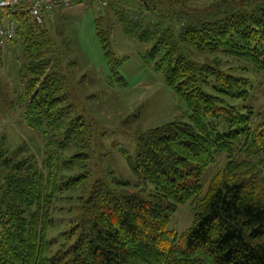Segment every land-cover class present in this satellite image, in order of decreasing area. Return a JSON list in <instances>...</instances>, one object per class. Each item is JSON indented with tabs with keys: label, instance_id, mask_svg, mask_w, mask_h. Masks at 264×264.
I'll use <instances>...</instances> for the list:
<instances>
[{
	"label": "trees",
	"instance_id": "1",
	"mask_svg": "<svg viewBox=\"0 0 264 264\" xmlns=\"http://www.w3.org/2000/svg\"><path fill=\"white\" fill-rule=\"evenodd\" d=\"M133 1L137 7L116 0L94 9L110 84L127 85L114 69L124 58L115 57L110 29L102 27L114 16L126 34L151 43L143 59L185 104L188 121L138 133L135 158L126 159L151 190L130 191L116 176L86 185L88 169L61 174L88 162L92 128L69 100L51 22L34 24L24 9L13 13L17 40L10 43H19L28 74L23 119L46 150L38 164L24 149L0 145V264H264V114L256 120L251 106L235 103L249 96V78L218 57L186 54L222 53L264 71V0H221L197 11L184 8L185 0ZM68 147L71 155L58 158ZM235 148L256 160L234 158ZM219 153L227 158L204 191L202 176ZM190 199L192 224L180 235L167 230L177 205ZM60 223L65 227L51 236Z\"/></svg>",
	"mask_w": 264,
	"mask_h": 264
},
{
	"label": "rangeland",
	"instance_id": "2",
	"mask_svg": "<svg viewBox=\"0 0 264 264\" xmlns=\"http://www.w3.org/2000/svg\"><path fill=\"white\" fill-rule=\"evenodd\" d=\"M219 1L221 0H185L184 8L197 11L212 8ZM125 4L132 7L138 5L133 0H126ZM177 6L173 7L178 9ZM96 16L92 6L78 4L69 10L55 12L53 20H48L51 22L53 47L60 54L67 76L69 100L77 104L80 114H83L93 132L89 150L91 157L88 162L78 163L70 171L62 170L61 174L73 175L88 169L90 175L86 185L99 178L109 181L112 176H116L129 182L127 189L130 191L141 188L148 191L152 186L142 177L134 175L126 156L134 160L139 132L173 120L187 122L189 110L165 83L162 74L155 72L152 66L144 61L143 55L151 43L141 42L126 34L114 16L104 19L102 27L110 29L111 49L115 57L124 58L114 69L125 78L127 85L110 84V68L105 62L103 49L95 35ZM186 54L200 60L206 56L218 57L224 63L222 67L234 68L230 71L232 74L249 78L251 85L249 96L235 103L251 106L255 111L256 120L264 114V71L243 58L222 53L210 55L191 50ZM23 64L19 43L14 45L9 42L3 47L0 62V145L11 151L24 149L35 156L38 164H42L46 141L40 133L29 128L23 119L22 92L28 77ZM72 149L68 147L59 150L58 158L71 155ZM79 151L81 150L77 149L76 152ZM233 157L250 162L256 160L254 157H246L238 148L234 149ZM226 158L223 153H219L216 162L206 169L202 176L204 191L210 178ZM193 180L190 177L187 183L190 184ZM193 203V199H190L177 205L167 230L180 235L188 229L193 220ZM68 214L70 213H67V216ZM63 216L56 214V219L63 220L65 218ZM64 227V223L58 224L50 231V235L55 237ZM59 244H54L51 251L56 250ZM182 247H185L184 243Z\"/></svg>",
	"mask_w": 264,
	"mask_h": 264
},
{
	"label": "built area",
	"instance_id": "3",
	"mask_svg": "<svg viewBox=\"0 0 264 264\" xmlns=\"http://www.w3.org/2000/svg\"><path fill=\"white\" fill-rule=\"evenodd\" d=\"M116 0H0V50L16 37L18 23L13 17L19 9L28 12L34 24L53 20L55 12L69 10L78 4H87L102 11Z\"/></svg>",
	"mask_w": 264,
	"mask_h": 264
}]
</instances>
